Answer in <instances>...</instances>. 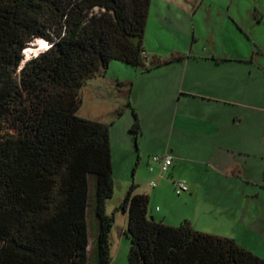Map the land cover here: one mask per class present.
Wrapping results in <instances>:
<instances>
[{
    "label": "trees",
    "instance_id": "trees-1",
    "mask_svg": "<svg viewBox=\"0 0 264 264\" xmlns=\"http://www.w3.org/2000/svg\"><path fill=\"white\" fill-rule=\"evenodd\" d=\"M151 1L0 0V264H111L118 212L127 217L128 264H264L188 221L150 219L149 197L135 185L106 214L109 128L77 115L80 91L112 61L150 71L184 58L148 63ZM37 40L49 47L25 61ZM132 115L137 142L141 127Z\"/></svg>",
    "mask_w": 264,
    "mask_h": 264
},
{
    "label": "rangeland",
    "instance_id": "rangeland-1",
    "mask_svg": "<svg viewBox=\"0 0 264 264\" xmlns=\"http://www.w3.org/2000/svg\"><path fill=\"white\" fill-rule=\"evenodd\" d=\"M48 47L46 42H33L24 52L25 61ZM144 47L151 57L155 56V59L163 62L172 55L190 53L232 58L235 60L233 67L237 72L234 75L241 98L251 93L256 104H264V0H152ZM163 72L165 74L158 76L143 68L112 61L104 76L95 82L88 81L80 91L81 105L77 115L98 121L109 128L113 196L105 204L107 215H111L119 206L132 185L137 186L136 192L139 194L162 191L149 201V214L156 207L166 210L167 205L175 200L179 201L178 205L184 204L181 198L187 192L176 195L170 173L160 178L156 176L159 173L158 166L151 162L154 156L168 155L176 160L180 165L176 169V180L185 181V174L190 167L199 176L205 170L200 163L179 161L175 157V146H180L184 157L191 156L184 153L185 128H179L184 108L182 103L178 104L173 77L170 74L169 79L166 71ZM171 73L173 75V71ZM163 79L169 81L161 84ZM197 107L195 104L187 108L191 110V115H197ZM133 108L137 115L138 112L140 114L138 119L141 128L137 142L129 131L134 122ZM232 109L236 111L237 108L218 106V114L230 115ZM118 112L122 114L118 115ZM175 117L178 120L174 127ZM257 121L263 127V121ZM247 125L243 123L242 128H247ZM261 127L258 125L255 130L261 131ZM149 165H153L154 172H149ZM240 169L245 175L249 173L244 163ZM261 176L259 180L263 179ZM152 180L156 181L155 188L149 185ZM211 187L221 194L223 186L219 182ZM241 188L243 190L244 187ZM207 190L203 187L201 196H206ZM226 191L221 195L227 202L222 203V209L211 210L201 199L195 205L197 208H193V217L192 214L188 216L195 219V227L202 230L199 232L227 238H248L249 233H238V213H234L240 205V192L238 198ZM179 211L184 212L183 206ZM159 215L155 213L154 218H159ZM126 225L125 214L116 213L110 234L111 264H128L130 240L126 234Z\"/></svg>",
    "mask_w": 264,
    "mask_h": 264
},
{
    "label": "crops",
    "instance_id": "crops-1",
    "mask_svg": "<svg viewBox=\"0 0 264 264\" xmlns=\"http://www.w3.org/2000/svg\"><path fill=\"white\" fill-rule=\"evenodd\" d=\"M146 53L149 59L155 58L147 51ZM176 55L184 57L179 61L180 63L163 65L148 72H155L161 76L165 74L163 72L165 70L168 78L171 74L178 95V104L182 103L184 108L181 111L184 112L179 128L183 126L185 128L184 153L191 157L187 155L184 157L180 146H175V157L179 161L200 163L205 170L202 171L201 176L193 167L186 172L185 181L189 190L181 198L184 199L183 205H178L179 201L175 200L167 205L166 210L156 207L151 210V214L148 207V217L170 226H178L188 221L196 231H202L195 227V219L192 218L193 208H197L196 203L202 199L208 208H212L211 210L222 209V203L227 202L221 195L227 190L226 192H231L233 196L237 195L238 198L240 196V205L234 211L238 213V233L246 235L249 233L248 238L233 236L231 239L264 260V104H256L251 93L241 98L239 84L234 75V72H237L233 67L234 59L213 54ZM100 78L96 76L89 82H95ZM165 81L169 80L163 79L160 83L163 84ZM195 104L198 105L195 109L197 115H191V110L188 108ZM218 106L237 109L236 111L232 109L230 115H221L218 114ZM137 116L140 117L139 112ZM177 117L173 122L174 127L177 124ZM257 120L263 121V127ZM243 123H248L247 128H242ZM258 125L261 127L259 132L255 130ZM199 155L203 157L199 158ZM242 163L248 168L247 176L240 169ZM178 166L180 165L173 158V165L169 171L172 184L176 180L175 173ZM260 175L263 176L262 180H259ZM156 176L160 178L159 173ZM217 182L223 186L221 194L211 187L217 185ZM203 187L208 188L206 196H201ZM235 187L239 189L240 195ZM241 187H244L243 190ZM161 192L142 194L147 195L151 200ZM182 206L183 213L179 211L182 210ZM155 213L160 214L159 218H154ZM188 214H192V217Z\"/></svg>",
    "mask_w": 264,
    "mask_h": 264
},
{
    "label": "built area",
    "instance_id": "built-area-1",
    "mask_svg": "<svg viewBox=\"0 0 264 264\" xmlns=\"http://www.w3.org/2000/svg\"><path fill=\"white\" fill-rule=\"evenodd\" d=\"M151 162L158 166L159 177H163L166 173L169 172L170 167L173 165V158L168 156V155L154 156L151 158ZM148 170L150 173H152V172H154L155 169H154L153 165H149ZM149 185L151 186V188H155L156 187V181L155 180L150 181ZM173 187H174V191H175L176 195H180V194L187 192L189 190V186H188L187 182L182 180V179L181 180H175L173 182Z\"/></svg>",
    "mask_w": 264,
    "mask_h": 264
},
{
    "label": "bare ground",
    "instance_id": "bare-ground-1",
    "mask_svg": "<svg viewBox=\"0 0 264 264\" xmlns=\"http://www.w3.org/2000/svg\"><path fill=\"white\" fill-rule=\"evenodd\" d=\"M41 42H46V41H44V40H40ZM29 48H27V50H28Z\"/></svg>",
    "mask_w": 264,
    "mask_h": 264
}]
</instances>
